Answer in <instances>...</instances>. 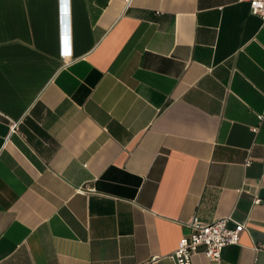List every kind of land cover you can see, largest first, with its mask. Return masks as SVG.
<instances>
[{
  "label": "crops",
  "instance_id": "1",
  "mask_svg": "<svg viewBox=\"0 0 264 264\" xmlns=\"http://www.w3.org/2000/svg\"><path fill=\"white\" fill-rule=\"evenodd\" d=\"M194 216L245 229L192 264H264L249 3L0 0V264H174Z\"/></svg>",
  "mask_w": 264,
  "mask_h": 264
},
{
  "label": "built area",
  "instance_id": "2",
  "mask_svg": "<svg viewBox=\"0 0 264 264\" xmlns=\"http://www.w3.org/2000/svg\"><path fill=\"white\" fill-rule=\"evenodd\" d=\"M244 1L249 3L250 13L258 16L264 25V0ZM253 130L256 131L257 128ZM88 190L93 192L94 188L91 187ZM80 192L85 191L80 190ZM253 202L258 203L259 198L255 196ZM229 221H233L230 216L217 218L211 222H203L196 216L192 217L187 223L189 231L179 239L176 248L167 257L174 264H192L194 254L199 246H203V254L207 258L218 259L224 246L239 243L240 235L245 229L243 223L235 221H233V227H229Z\"/></svg>",
  "mask_w": 264,
  "mask_h": 264
}]
</instances>
